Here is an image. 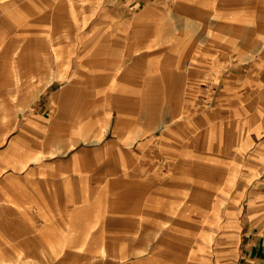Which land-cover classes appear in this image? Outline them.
<instances>
[{
    "label": "crops",
    "instance_id": "crops-1",
    "mask_svg": "<svg viewBox=\"0 0 264 264\" xmlns=\"http://www.w3.org/2000/svg\"><path fill=\"white\" fill-rule=\"evenodd\" d=\"M52 257L264 264V0H0V264Z\"/></svg>",
    "mask_w": 264,
    "mask_h": 264
},
{
    "label": "rangeland",
    "instance_id": "rangeland-1",
    "mask_svg": "<svg viewBox=\"0 0 264 264\" xmlns=\"http://www.w3.org/2000/svg\"><path fill=\"white\" fill-rule=\"evenodd\" d=\"M7 1H9V0H7ZM218 89V88H217ZM186 210H181V216H182V214L183 215H187L186 214ZM180 229H179V231H177L176 233H179L178 234V238H179V240H175V241H177L176 243H179V245H180V248L181 247H183L186 243H187V236H186V233H184V229H183V226L182 225H180V227H179ZM166 239V238H165ZM172 241L171 240H164L163 242H159V244H160V246L161 247H163L164 249H166L167 251H170V246H169V243H171ZM136 243H138V242H136ZM151 244H149V249H151V248H153V247H155V245H156V242L154 241V242H150ZM182 244V245H181ZM184 244V245H183ZM137 256H132L131 258H129V259H134V258H136ZM61 259V258H60ZM63 259V258H62ZM59 260V258L58 257H52L51 258V263L52 264H56V262ZM66 264V263H65Z\"/></svg>",
    "mask_w": 264,
    "mask_h": 264
}]
</instances>
